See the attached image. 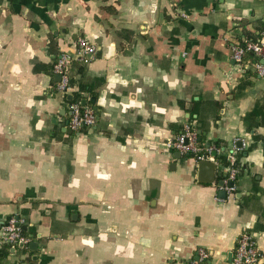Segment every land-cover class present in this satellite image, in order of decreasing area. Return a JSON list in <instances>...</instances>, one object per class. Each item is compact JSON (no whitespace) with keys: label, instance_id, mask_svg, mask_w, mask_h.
<instances>
[{"label":"crops","instance_id":"1","mask_svg":"<svg viewBox=\"0 0 264 264\" xmlns=\"http://www.w3.org/2000/svg\"><path fill=\"white\" fill-rule=\"evenodd\" d=\"M250 36L264 41V0H0V223L29 237L0 264H233L245 232L264 264V77L238 88L232 57ZM62 52L91 128L56 93ZM186 123L221 148L212 183L167 146Z\"/></svg>","mask_w":264,"mask_h":264},{"label":"built area","instance_id":"2","mask_svg":"<svg viewBox=\"0 0 264 264\" xmlns=\"http://www.w3.org/2000/svg\"><path fill=\"white\" fill-rule=\"evenodd\" d=\"M244 41L245 45L234 43L232 46V57L236 62L238 70L242 74H245L249 65H251L254 72L259 76L264 77V41L257 42L252 39H246ZM78 47V60L88 61L90 57L96 53L95 45L87 42L85 38L79 39ZM248 52L254 53L259 60L250 64L246 60ZM72 60L73 58L68 53L62 52L53 65L54 73L59 76V81L56 84V93L62 97L63 101H65L67 95L73 93L69 73ZM66 103L71 113L69 124L73 130L79 131L82 127L91 128L95 125L96 114L91 107L83 105L77 101H68ZM235 142L241 143L243 148L248 147V142L244 137H236L234 139V144ZM167 146L179 151L181 154L191 155L197 162L205 159L211 160L213 159L212 153L215 151L221 152L220 147H210L204 153L203 147L199 144L198 133L195 126L191 123H186L179 135L167 141ZM230 159L231 164L226 167L227 181L233 182L237 177L238 168L235 164V158L231 156ZM226 191L228 196L232 197L235 191V186L228 184L226 186ZM23 224V220L15 217L8 218L0 223V246L6 243H28L29 237L23 233ZM199 254L202 258H207L209 256L208 251L202 248L199 250ZM258 262L259 250L252 236L245 232L237 241L233 264H258Z\"/></svg>","mask_w":264,"mask_h":264},{"label":"trees","instance_id":"3","mask_svg":"<svg viewBox=\"0 0 264 264\" xmlns=\"http://www.w3.org/2000/svg\"><path fill=\"white\" fill-rule=\"evenodd\" d=\"M251 37V36H250ZM250 39H252V40H254V41H257V42H259L258 41V39H257V37L256 38H250ZM257 39V40H256ZM239 44H241V45H245V41H243V40H240V43ZM246 60L250 63V64H252L253 62H256V61H258L259 60V58L254 54V53H252V52H248L247 53V55H246ZM245 76L242 78V83L239 85V87L238 88H243V86L245 85V84H247V80H249V78L251 77V76H254V75H257V73L256 72H254V71H252V69L250 70V69H247L246 70V72H245V74H244ZM71 77V76H70ZM248 84H250V81H248ZM82 99H83V96L82 95H80V93H75V98H74V100L73 101H77V102H80L81 104H82ZM85 105H87V104H85ZM88 106V105H87ZM90 107V106H89ZM92 108V107H91ZM69 110V109H68ZM95 112V111H94ZM95 114H96V112H95ZM70 117H71V113H70V111H69V114H68V119H70ZM88 127H82L80 130H85V129H87ZM198 141H199V144L203 147V152L205 153L210 147H212L211 145H208L207 143H206V140H205V136L204 135H202V134H198ZM213 152V151H212ZM187 156H191V155H187ZM217 158H218V160L220 161V162H222V163H227V158H226V156H223V155H219V156H217ZM23 233L24 234H26L24 231H23Z\"/></svg>","mask_w":264,"mask_h":264},{"label":"water","instance_id":"4","mask_svg":"<svg viewBox=\"0 0 264 264\" xmlns=\"http://www.w3.org/2000/svg\"><path fill=\"white\" fill-rule=\"evenodd\" d=\"M68 98L72 100L74 98V95L70 94L68 95ZM91 102L94 103L95 99L94 98L91 99ZM82 104L83 105L87 104V101L83 100ZM94 108L96 109L95 106ZM216 169H217V163L215 161H211L209 159L198 161V180L202 183H212L215 180ZM232 184L233 183L230 182L229 185ZM20 245L23 246L24 244H20Z\"/></svg>","mask_w":264,"mask_h":264}]
</instances>
